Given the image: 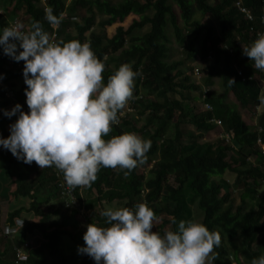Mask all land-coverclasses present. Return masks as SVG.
Listing matches in <instances>:
<instances>
[{
	"label": "trees",
	"instance_id": "obj_1",
	"mask_svg": "<svg viewBox=\"0 0 264 264\" xmlns=\"http://www.w3.org/2000/svg\"><path fill=\"white\" fill-rule=\"evenodd\" d=\"M241 3L251 12L253 21L244 18L234 0H214L212 4L208 0H122L115 5L104 0H0V29L10 26L20 14L18 22L23 30H30L32 22L39 21L51 34L53 27L44 12V8H51L53 15L60 17L56 42L88 43L104 64L105 83L121 64H129L140 73L134 80L133 98H138L141 90L154 96L149 104L142 103L145 99L133 101L134 113L120 118L104 137L107 140L122 133H140L151 141L143 164L131 171L101 167L89 186L72 188L86 217L63 206L54 166L40 169L35 162L25 164L0 146V184L6 186L1 189V198L29 200L28 209L9 212L5 222L11 226L22 214L29 213L34 219L25 223L11 241L17 240L19 246L36 234L40 237L36 246L25 249L24 264H71L59 249L61 237L76 238L68 228L78 222L77 217L85 225L103 226L106 218L100 215V206L114 202L130 209L146 204L157 217L153 231L160 235L175 231L181 220L197 221L196 211L199 223L220 236L219 246L210 254L216 257L214 264H232V259L237 264L240 260L250 264L252 258L264 255V156L257 144L259 140L264 145V89L253 78L259 70L242 54V48L257 38L249 28L255 32L263 29L264 0ZM82 10L89 14L80 24L72 22L70 19ZM96 15L105 18L97 24L104 35L92 31ZM168 27L188 64L196 60L204 64L208 59L211 64L185 72L183 62L169 63ZM110 28L111 36L107 33ZM144 29V33L136 34ZM23 67V61H14L0 49V138L10 134L6 126L16 119V115H4L8 106L19 103L23 111H28L26 85L16 86V81L23 80ZM195 69L200 76L206 73L205 85L217 78L222 94L216 97L208 86L191 83L190 73L194 76ZM229 95L233 102H229ZM205 104L212 109L205 110ZM249 108L254 109L252 113ZM146 110H150L149 117L137 130L131 118L142 116ZM212 120H219V127ZM214 128L219 130V138L200 143L202 136ZM228 176L234 177L232 183ZM82 188L95 196L87 204L82 200ZM56 200L59 208L52 204ZM6 254L3 248L0 264H11L2 262ZM80 264L95 262L84 254Z\"/></svg>",
	"mask_w": 264,
	"mask_h": 264
},
{
	"label": "clouds",
	"instance_id": "obj_2",
	"mask_svg": "<svg viewBox=\"0 0 264 264\" xmlns=\"http://www.w3.org/2000/svg\"><path fill=\"white\" fill-rule=\"evenodd\" d=\"M45 19L53 27L60 23L51 8L45 10ZM23 29L21 23L0 29V49L24 62L28 108L25 112L17 103L4 110L6 117L16 115V120L9 125L10 134L0 138V146L25 164L35 162L40 169L54 166L69 189L89 186L101 167L131 171L143 164L150 140L134 132L104 139L133 97L139 70L121 64L105 83L104 64L88 43L53 42L39 21H33L30 30ZM242 54L264 73V32L243 47ZM100 215L106 226L87 224L84 245L77 247L78 254H86L95 264H214L216 260L210 254L219 246L220 236L202 223L181 220L175 231L160 235L153 231L157 217L144 203L132 209L106 208ZM16 223L20 228L25 225L24 219ZM250 264H264V255L252 258Z\"/></svg>",
	"mask_w": 264,
	"mask_h": 264
},
{
	"label": "rangeland",
	"instance_id": "obj_3",
	"mask_svg": "<svg viewBox=\"0 0 264 264\" xmlns=\"http://www.w3.org/2000/svg\"><path fill=\"white\" fill-rule=\"evenodd\" d=\"M104 1L109 2L111 5H115L119 2H121L122 0H104ZM213 1L214 0H208V3L212 4ZM88 14H89V12H86L85 10H82L81 12H79L78 15H76V22L75 23L80 24L83 16H85V15L87 16ZM199 16H201V15L198 14L197 17L199 18ZM18 18L21 19L20 14H18L17 19ZM104 19L105 18H103L99 15L95 16V26L92 29L93 32L98 33L100 35L106 34L104 31H102L97 26V24ZM15 21H17V20H15ZM263 29H264V27H263ZM112 31H113L112 28L108 29L107 33L109 36L112 35ZM144 31H146V29H144L143 31H138V32H136V34H142V33H144ZM48 33L50 34V31H48ZM166 35L168 38V44L166 45V47L168 50L167 56H168V62L169 63L183 62V64H184L183 69L185 72H187V71L189 72L190 68L191 69H193L194 67L203 68V66H209L211 64L212 60H210V59H208L206 62H204V64L197 61V60L193 64H188V62H186V60H185L186 54L182 50V47H180L175 42V39H174V36L172 34V30L170 29V27H168L166 29ZM114 56H116V54H114ZM105 60H107V59H105ZM202 73H201L202 74L201 76L199 74V76H200L199 79H197V77L192 76V74L190 73V82L197 84V85H200V86L201 85L208 86L211 89L209 91L212 93V95H214L216 97L220 96L222 94L223 90L220 88L221 85L219 83V80L217 78L213 77L211 80V84L205 85L204 79L206 77V73L205 72H202ZM253 78H254V80H256L258 82L259 86L264 89V73L258 71L257 74H254ZM22 84H23V80H19L18 82L16 81L17 88H19ZM0 85H1V82H0ZM140 94H141L140 96H142V98L138 97V98H133V99L134 100L136 99L139 101L145 99V101L142 102L143 104H149L154 99V96L148 95V93H146L143 90H141ZM193 95L195 97H198V94L193 93ZM228 100H229V102L234 101L230 95H229ZM12 107H13V105L8 106L6 110H8ZM139 110H140V108H139ZM253 110L254 109L249 108L250 113H252ZM258 111H260V110H258ZM149 113H150V110H146L142 116H140V115L133 116L131 118L132 119L131 121H133L132 125H134L137 130H140L145 125L146 120L149 117ZM15 120L13 122H15ZM254 124L256 125V121ZM9 125L6 126L7 130H9ZM259 130H261V129H259ZM218 134H219V130L214 128L213 131L206 133L202 136V138L200 139V143H203L206 140L218 139L219 138ZM137 135H139L142 138V135L140 133H138ZM253 160L254 159L252 158L251 161H253ZM227 179L229 180V182L232 183L234 180V177L228 176ZM5 187L6 186L4 184L3 185L0 184V229H1V227L3 229L4 225L6 224L5 220H6V216L9 212H11L15 209H19V208H24V209L29 208L28 207L29 206V200H27V199L19 198V199L15 200V199L11 198V196H9L7 201H4L1 198V189L2 188L4 189ZM56 189L58 190L57 183H56ZM81 196H82V200H83L84 204H87L88 201L94 199V197H95L94 195L88 193L84 188L81 189ZM235 197L237 198V196H235ZM52 204L54 205V207L59 208L57 200L53 201ZM122 204L123 203H121V202H114V203H111L109 205L101 204L100 208H101V210H104L106 208L115 209V208L124 207V205H122ZM193 211H195V209H193ZM194 216H195V220H197L196 222H199L200 220H199V217H198L196 211L194 213ZM21 217H22L21 219L24 218L26 220V221L24 220L25 223L27 221L34 220L32 217V213L22 214ZM77 219H78V222L76 221L75 224H72L71 227L68 228L70 230L69 233H74L76 235V238L71 239L69 236H63V237H61V242H60V246H59L61 253L64 256L69 257L71 264L72 263L75 264L84 255V254H78L77 247L84 245V241L82 239V236H83L84 232L86 231V227H85L86 225L84 224V221L80 220V218L77 217ZM100 225H102V224H100ZM103 226H105V224H103ZM263 236H264V233H263ZM35 237H37V238H35ZM0 238H1V236H0ZM39 239H40V237L36 234L33 238L28 239V241H27L28 245L35 246L34 242L38 243ZM2 242H3L2 239H0V249L5 248L9 253L12 252L11 250L14 247H17V240L11 241V239H10V240H6L5 243H2ZM231 262H232V264H237L234 261V259H232ZM238 264H246V263H244V261L240 260V263H238Z\"/></svg>",
	"mask_w": 264,
	"mask_h": 264
},
{
	"label": "built area",
	"instance_id": "obj_4",
	"mask_svg": "<svg viewBox=\"0 0 264 264\" xmlns=\"http://www.w3.org/2000/svg\"><path fill=\"white\" fill-rule=\"evenodd\" d=\"M40 1L41 2H44L45 0H40ZM234 2H235V7H237L238 11L241 14H243L244 18L247 21H249V22L253 21L254 18L252 16L251 12L248 11L245 7H243V5L241 3V0H234ZM46 9L47 8H44V12H45ZM1 13H2V11L0 10V14ZM62 18H65V16H63ZM70 20L72 22H76V19H74V18H71ZM16 23H19V22L14 20L11 23V25L16 24ZM261 24L264 27V17L261 20ZM56 28H57L56 26L53 27V31L54 32H52L50 34V38H51V40L53 42H56V39H57V36H56V33H55ZM249 30H250V34L255 33L256 35L258 33L264 32V29H262V31H256L255 32L252 27H250ZM24 31H27V30H24ZM239 75H241V74H239ZM194 76L195 77H198L199 76V73H198V70L197 69L194 70ZM6 95L9 98H12L11 92H8L7 91ZM138 97H140V96H138ZM205 98L206 97L203 96V99H205ZM135 100L133 99V97L131 99H129V101L126 104L125 109L123 111H121L119 113V115H118V123H119V121L121 119H123V118H125L127 116H130V114L132 115L134 113V109L131 108V105H133L132 102L135 101ZM136 101H139V100H136ZM204 109L209 111V110L212 109V107L209 104H205L204 105ZM118 123H116L115 125H117ZM211 123L214 124L217 127H219V125L221 124L219 120H212ZM257 144L260 146L261 153L264 156V145L259 140L257 141ZM53 172L56 174V176L58 177L57 179L59 180V181H57L58 195L60 196V199L63 202V206L66 209H71V210L77 211L81 217L85 216V213H84V210H83L82 205L77 201L76 197L73 195V191H72L73 189H69L65 185V182L63 180V177L61 178V175H60V172H59L58 169H53ZM23 227L24 226H22L20 228V225L18 223H16V220H15L13 225H11V226L5 225L4 226V228H3V235L5 237H7V238H13V237L19 235V233H20V231H21V229ZM5 229H9V230L8 231H5ZM28 246L29 245L26 242V243H21L19 246L13 248L14 264H24L27 261V255L25 253V249H27Z\"/></svg>",
	"mask_w": 264,
	"mask_h": 264
},
{
	"label": "crops",
	"instance_id": "obj_5",
	"mask_svg": "<svg viewBox=\"0 0 264 264\" xmlns=\"http://www.w3.org/2000/svg\"><path fill=\"white\" fill-rule=\"evenodd\" d=\"M21 218H22V217H21ZM23 219H24V218H23ZM23 219H22V220H23ZM24 220H25V219H24ZM25 221H26V220H25ZM32 221H33V220H32ZM32 221H27L26 223H28V222L30 223V222H32ZM0 230L3 231L2 227H1ZM1 231H0V236H1ZM32 237H34V236H32ZM35 238H37V237H35ZM0 239L4 240L2 243H5L6 240H10L9 238H5V237H3V238L1 237ZM34 244H35V246H36V245H37V242H34ZM2 249H3V248H2ZM2 249H0V251H2ZM4 249H5V248H4ZM11 251H12V250H11ZM83 256H84V255H83ZM83 256H82V257H83ZM81 259H82V258H80V259L78 260L79 262L77 261L75 264H80ZM1 260H2V262L7 260V261H10L11 264H14V256L12 255V252H10V253L8 252V254H6V257H5V258H2Z\"/></svg>",
	"mask_w": 264,
	"mask_h": 264
}]
</instances>
